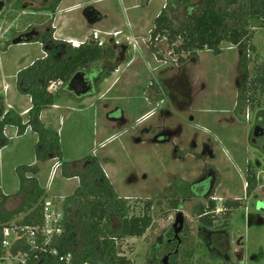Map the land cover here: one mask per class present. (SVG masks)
I'll use <instances>...</instances> for the list:
<instances>
[{"label":"rangeland","instance_id":"rangeland-1","mask_svg":"<svg viewBox=\"0 0 264 264\" xmlns=\"http://www.w3.org/2000/svg\"><path fill=\"white\" fill-rule=\"evenodd\" d=\"M172 1L176 6L171 5ZM181 1L65 0L53 12L51 8L56 1L46 3L44 0H27L25 6L31 13L22 15V4L19 10L8 6L0 19V98L3 99L6 111L14 110L7 104V98L12 95L26 96L23 105L12 106L23 112L29 110L32 105L28 106L29 96L21 92L18 75L47 57L40 42L15 45L14 41L25 38L33 31L43 33L49 27L54 29V26L53 39L56 41L66 42L73 38L84 43L91 39L97 41L90 29L93 27L87 24L83 16L88 6L111 17L109 22L94 27L96 31L108 29L109 32L122 30L124 33L108 36L106 40L112 49L118 48L114 51L118 52L117 58L107 60L114 64L118 61L115 66L117 71L100 84L96 95L77 100L65 91L63 85L50 86L49 91L59 97L58 102L70 108L61 111L59 117L51 118L55 133L60 137L61 158L55 160L52 157L49 165H42L49 159L37 162L38 144L34 145L36 138L30 135L22 141H16L14 136H17L18 130L10 128L7 137L9 144L0 155V175L6 186V189L3 187L4 192L9 194L6 204L0 207L1 215L15 213L25 208L27 203L28 189L21 190L18 166L30 167L38 163L24 173L28 179L26 187L32 185L31 180L36 179L37 168L42 171L47 167L46 182L50 185V198L57 199L63 205L67 201L65 198L75 195L78 188V181L69 180L68 176L79 173L89 184L96 183L89 180L95 172L94 168L90 171L95 160L112 183L116 196L125 200L127 216L143 217L149 212L152 217V226L143 237L117 240L119 256L126 257L132 264H156L155 259L161 256L151 251L167 235L175 214L169 203L163 201L167 196L163 191H166L168 183L175 177L173 172L179 178L192 180L200 175V167L194 159L193 162L182 164L179 161L178 165L173 164L168 159L172 155V147L147 143L149 136L143 137L141 132L145 127L155 129L151 138L160 125L172 127L173 130L177 127L182 129L178 141L180 149H189L193 139L202 142L208 135L216 134L219 128L224 130L222 138L225 146L231 150L227 151L220 144L221 155L226 157V177L242 181L248 161L246 157H250V153L246 142L247 125L242 123L241 117H246L251 111H248V107L238 115L235 109L240 87L246 81L251 82L256 69L264 68V29L258 30L251 42L256 52L250 54L248 73L240 68V51L229 43L221 45L222 54L219 56L205 49L197 56L184 54V62H179V57L172 53L171 47L164 40L156 44L160 48L158 57L150 51L149 43L154 21L163 10L171 15L176 25L186 21L188 13L185 7L179 6ZM200 2L191 0V4L198 6ZM70 8L73 9L68 11ZM100 38L99 41L106 39L105 36ZM99 41L96 43L99 44ZM67 44L74 47L72 43ZM256 98L258 104L264 105V87L261 86L256 92ZM81 104L88 109L84 114L78 112ZM110 111H113L111 117L115 119H119L123 111L128 125L120 127L107 120L106 115ZM15 112L21 115L20 111ZM167 112L172 116H167ZM29 121L30 116L27 114L23 122ZM195 134H198L196 138ZM137 138L146 139V142L137 143ZM212 139L216 141L218 138L213 136ZM25 142H28L29 152L21 155V147ZM234 142L240 148L236 154L230 148ZM33 145L34 153H31ZM189 152L196 154L192 150ZM232 155L239 158L232 159ZM51 156L52 153L48 155L49 158ZM65 163H70L66 171ZM53 166L59 169H51ZM132 175L138 179L136 184L128 183ZM145 176L146 181L143 180ZM17 179L20 181L19 191L10 193L11 183L14 186ZM0 193L4 195L1 190ZM78 208L81 209L80 206ZM33 210H26L21 215H29ZM184 210V214L191 216L192 205H187ZM20 218L17 215L12 222ZM111 228L119 229L120 225L115 221Z\"/></svg>","mask_w":264,"mask_h":264},{"label":"trees","instance_id":"trees-1","mask_svg":"<svg viewBox=\"0 0 264 264\" xmlns=\"http://www.w3.org/2000/svg\"><path fill=\"white\" fill-rule=\"evenodd\" d=\"M62 0H57L51 10L56 11ZM176 6L175 2H171ZM179 6L187 10V19L176 25L171 15L164 11L154 21V29L150 35V51L158 55L160 48L158 42L166 40L172 49V53L179 57V62H184L183 55L197 56L199 52L209 49L217 56L222 54L221 45L229 43L240 51V68L248 73L251 62L250 54L256 52L251 45L258 30L264 29V0H201L198 5L191 4V0H182ZM52 39L51 45L48 40ZM52 35L37 36L30 34L24 38V43L43 44L48 53L49 48H57L61 58L46 57L35 62L31 67L23 70L18 75L21 92L31 98L32 107L28 113L30 121L23 122V117L15 110H5L3 99L0 98V150L8 146L9 139L6 130L14 127L18 135L25 134L28 127L38 134L39 143L37 160L45 161L52 153L54 159L62 157L60 140L57 133L49 131L40 122L41 114L48 108L54 106L57 96L49 91L52 84L63 85L67 92V84L72 76L79 70L100 61L104 56V48L93 39L79 47L56 42L52 44ZM179 43V45H177ZM114 58V52L107 55ZM116 70V67L112 69ZM109 77V73L105 78ZM264 87V68L256 69L251 82L246 81L239 89V97L236 112L242 113L248 107L254 108L258 104L256 92ZM25 89V90H23ZM95 172L91 174L94 185L86 182L79 173H74L68 178L79 177L81 186L74 196L68 199L67 204L74 206L70 212H66L67 227L60 241V251L75 252L80 260L90 264H132L126 257L119 256L118 239L128 237L141 238L152 226V217L146 212L143 217H128L125 200L116 196L113 186L104 174L101 167L94 160ZM70 163H65L64 169ZM30 171V167H20L18 170L21 190L28 189L27 203L25 208L11 214H0V237L3 236V225L11 222L15 216L23 212L35 211L29 215L25 223L34 222V216L40 215V200L44 197V191L40 188L38 181L31 180L32 185L25 186L28 180L24 173ZM89 171V173H91ZM67 176V175H66ZM8 196L0 193V207H3ZM68 204V205H69ZM81 207L79 209L78 207ZM37 207V208H36ZM39 219H37L38 221ZM117 221L119 229H112V224ZM102 259V261H100Z\"/></svg>","mask_w":264,"mask_h":264},{"label":"flooded vegetation","instance_id":"flooded-vegetation-1","mask_svg":"<svg viewBox=\"0 0 264 264\" xmlns=\"http://www.w3.org/2000/svg\"><path fill=\"white\" fill-rule=\"evenodd\" d=\"M102 19L101 15V21ZM54 29L49 27L43 33L33 31L30 34L42 37L47 34L53 37ZM48 41L51 45L52 39ZM56 42L68 43L55 40L52 44ZM102 47L105 53L100 61L77 71H84L86 78L95 83L92 96L98 93L100 84L117 71L112 69L118 61L115 64L108 62L107 55L118 48L112 49L106 43ZM56 49L55 46L49 48L48 53L46 52L47 57L61 58L60 52ZM117 53L114 52V59L117 58ZM108 73L109 77L105 78ZM248 111L251 113L244 118L241 117L242 123L247 125L246 142L247 151L250 153V157H246L248 161L242 181L226 177V157L221 155L220 144L227 147L222 138L225 131L220 128L213 135L218 138L216 141L210 135L202 142L193 139L189 149H180L181 144L179 145L178 141L183 130L178 127L173 130L172 127L160 125L153 138L151 137L154 128L145 127L141 131L143 137L149 136L147 143L172 147V155L168 159L173 164L178 165L179 161H182V164L188 163L194 159L200 167V175L192 180L179 178L177 173L173 172L175 177L173 176L168 183L166 191H163L167 195L163 201L169 203L175 214L173 225L167 235L162 237L151 251L161 256L155 259L156 264H264V105H256ZM112 113L113 111H110L107 114L110 122L120 127L128 125L123 111L119 119L111 117ZM235 113L240 114L236 109ZM166 114L172 116L171 113ZM194 136L196 138L198 134ZM145 140L135 139L140 144L145 143ZM234 144L235 142L230 148L234 150V154L239 153L240 148ZM190 150L196 154H192ZM227 151L231 152L228 148ZM231 158L239 157L232 155ZM91 165H95V162L93 161ZM143 180L146 181L147 176ZM137 182L135 175L128 181L129 184ZM187 205H192L191 216L184 214ZM178 220L183 221V229L176 234L178 227H175V224ZM166 258L168 261L164 262Z\"/></svg>","mask_w":264,"mask_h":264},{"label":"built area","instance_id":"built-area-1","mask_svg":"<svg viewBox=\"0 0 264 264\" xmlns=\"http://www.w3.org/2000/svg\"><path fill=\"white\" fill-rule=\"evenodd\" d=\"M93 36L99 41L97 32H94ZM99 42L100 46L104 44ZM72 45L77 48L80 44L72 42ZM38 207L41 208L40 218L34 216V222L26 224L30 214H20V219L3 225V236L0 237V264H90L82 262L73 251H60L67 217L57 199L44 196ZM34 211L35 209L32 213Z\"/></svg>","mask_w":264,"mask_h":264},{"label":"crops","instance_id":"crops-1","mask_svg":"<svg viewBox=\"0 0 264 264\" xmlns=\"http://www.w3.org/2000/svg\"><path fill=\"white\" fill-rule=\"evenodd\" d=\"M3 1H5V3H6V5H5V7L7 8V10H8V6H11L12 8L13 7H15V9H18L19 10V8H20V6L19 5H21L22 4V7H21V9H22V13L20 14V15H22V14H29V13H31L29 10H28V8H26V3H27V0H3ZM65 0H62V2H61V5H62V3L64 2ZM73 8H70V9H68V11H71ZM6 9H5V11H7ZM101 15H102V17H103V19H102V21L100 22V23H98L99 25L100 24H103V23H106V22H109V20H110V15L109 14H106V13H100ZM56 21V20H55ZM97 24V25H98ZM97 25H95L94 27H97ZM130 26V25H129ZM90 28L92 31H93V33H94V31H96L95 29L96 28ZM98 34H99V37L100 36H105L106 37V39H103L102 40V42L103 43H106L107 44V38H108V36H114L115 35V33H117L118 35L117 36H119V35H121L122 33H124L122 30H116V31H112V32H109V30L108 29H106V30H99V31H96ZM101 39V38H100ZM68 43L69 42H77V43H79V44H81V45H83L84 44V42H81V41H79V40H77V39H75V38H73V39H71V40H68L67 41ZM86 43V42H85ZM40 44H42V43H40ZM43 45V44H42ZM32 66V65H31ZM25 97L26 96H23L22 95V97H18L17 95H12V96H10L9 98H7V104H8V106H9V108H12V109H14V110H17V111H20L21 112V115H22V117L23 118H25V116L29 113V110L31 109V105H32V102H31V98L29 97V103H28V106H29V104H30V108H29V110H26V111H28V113L26 112V111H22V109H20V108H14L12 105H16V106H20V105H18V104H21V105H23V103H24V101L26 100L25 99ZM72 97V96H71ZM86 99V98H85ZM58 100H59V97L57 98V101H56V104L54 105V106H52V107H50V108H48L46 111H44L42 114H41V116H40V122L45 126V128L47 129V130H49V131H52V132H55V128L53 127V124H52V120H51V118H53V117H59L60 115H61V111H63L64 109H68V110H70V108H68V107H66L65 106V104H60L59 102H58ZM82 100H84V99H82ZM26 102V101H25ZM83 103H84V101H82ZM27 104V103H26ZM90 109L91 108H93V107H89ZM87 110L88 109H85L84 107H83V104H81V109L78 111L79 113H81V114H84V113H86L87 112ZM74 111V110H73ZM108 114V113H107ZM106 119H107V115H106ZM61 120H62V118H60V122H61ZM108 120V119H107ZM112 123V122H111ZM10 128L11 127H9V128H7V130H6V136L8 137L9 135V130H10ZM12 129H13V127H12ZM59 133V132H58ZM60 134V133H59ZM30 135H32V136H34L35 138H36V144H34V145H37L38 143H39V136H38V134H36L33 130H32V128L31 127H28V129L26 130V132H25V134H23L22 136H20V135H18V133H17V136H14V138H15V140L16 141H22V140H24V139H26L28 136H30ZM9 139V138H8ZM10 141H14V140H11L10 139ZM34 145L31 147V150H30V152L31 153H34ZM4 150H5V148H3L2 150H0V155L4 152ZM29 152V145H28V142H25L23 145H22V147H21V151H20V154L21 155H25V154H27ZM52 157H50L49 158V160H47L46 162H44L42 165H49L50 164V162H52ZM56 160V159H55ZM37 162H39L38 160H37ZM64 162H65V160H64ZM36 165H38V163L37 164H35V163H33L31 166H36ZM57 165V164H56ZM23 166H28V165H20V166H18V167H23ZM30 166V167H31ZM38 169V173L36 174V176H35V178H36V180L38 181V184H39V186H40V188L44 191V196H46V197H50V193H49V190H50V185L48 184V182H46L47 181V176H48V171H47V167L45 168H43L42 169V171H41V169H39V168H37ZM51 169H59V167H57V166H53ZM73 175V174H72ZM17 178H18V176H17ZM3 177L0 175V190L4 193V195H6V196H8L9 194L7 193V192H4V188L6 189V186H5V183H3ZM69 180H76V181H78V188L76 189V191H75V193L78 191V189L80 188V186H81V179L79 178V177H74V178H68ZM14 183V182H13ZM45 183V184H44ZM4 187V188H3ZM19 188H20V181H19V179H17L16 180V182H15V185L13 186L12 185V183H11V186H10V193L11 192H18L19 191ZM29 193V192H28ZM74 196V195H73ZM72 197V196H71ZM71 197H68V199L69 198H71ZM68 199L67 198H65V200H67L68 201ZM67 201L63 204V205H61L63 208H64V210H65V213L67 212V211H71L72 209H74V206H72L71 204H67ZM71 213V212H70Z\"/></svg>","mask_w":264,"mask_h":264},{"label":"water","instance_id":"water-1","mask_svg":"<svg viewBox=\"0 0 264 264\" xmlns=\"http://www.w3.org/2000/svg\"><path fill=\"white\" fill-rule=\"evenodd\" d=\"M6 3L0 0V19L2 18ZM83 16L86 19L89 26L94 27L101 21V14L95 8H88L83 12ZM15 45L22 44L23 39L20 38L13 42ZM95 83L86 78V73L84 71L77 72L72 79L67 84V91L70 96L77 100L85 99L94 94ZM181 216V214L179 215ZM178 227L176 234H178L183 229V221L178 220L175 224ZM166 258L164 262H167Z\"/></svg>","mask_w":264,"mask_h":264}]
</instances>
